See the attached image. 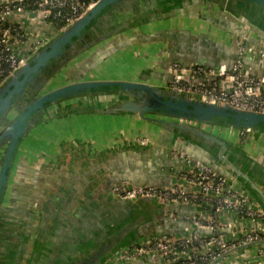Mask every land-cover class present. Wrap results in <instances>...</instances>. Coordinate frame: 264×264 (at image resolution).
Wrapping results in <instances>:
<instances>
[{
    "label": "crops",
    "instance_id": "1",
    "mask_svg": "<svg viewBox=\"0 0 264 264\" xmlns=\"http://www.w3.org/2000/svg\"><path fill=\"white\" fill-rule=\"evenodd\" d=\"M166 1L154 2L139 12L133 7V11L127 13L130 17L144 15L145 25H151L159 17H179L175 23L164 22L165 29L159 31L140 33L134 30V38L138 42V48L133 50L134 63L143 60L136 64L138 68L135 72L138 77L116 79L142 78L159 86H169L172 77L168 68L173 62L185 66L195 64L216 68L221 63L232 64L236 60L239 41L248 45H264V30L217 6L197 0L181 3ZM158 5L164 6L163 9L159 10ZM9 20L22 24L30 32L43 35L49 40L57 33L38 12H13ZM114 22L116 24L121 20L115 19ZM94 34L98 37L92 40L98 39L96 44L88 47L86 43L80 42L73 48L77 52L83 45V49H88V53L80 56L75 53L68 63L73 81L83 80L88 69L104 64L106 61L101 60L111 49L121 58L120 50L123 51L131 40V37L122 38L118 34L108 35L102 27L96 28ZM133 55L127 51L122 56L125 58ZM94 59L96 60L91 65ZM95 63L98 65L95 66ZM245 63L255 73L264 72V60L253 53L245 56ZM105 79L109 78L96 77L92 80ZM101 104L103 107L107 106V103ZM90 105L91 103H84L73 106L71 100L51 105L43 121L32 128L20 143L3 201V209L7 210L9 219L16 223L17 232L20 231L18 234L27 238L19 264H29L32 255L37 256L34 261L35 256H32L35 264H44L46 261L49 264L77 262L83 256V243L88 244L85 241L88 237L92 238L101 231L99 237L102 239L111 230L116 228L119 231L120 227L124 228L130 218H138L133 232V236L137 237L133 242L135 243L142 238L160 234H180L192 216L201 215L200 213L206 216L207 213L200 207L191 204H154L146 200L142 201L143 204L141 200L126 203L108 194L111 185L117 181L153 185L174 183L186 165L185 160L177 156V151L211 163L229 176L235 188L244 190L253 197L243 182L233 177L230 171L211 159L200 147L160 124L130 113L97 110L89 114L87 112ZM88 115L96 117V120L102 117L103 120H110L105 123L107 125H101L94 131L91 129L93 120L87 119ZM143 136L150 138L149 145L135 143V139ZM259 137L262 138L260 135ZM239 139L241 140L240 137ZM254 139H249L244 144L240 141L242 146L235 145L244 153V161H237V166L248 173L253 183L264 193V144L259 142L257 136ZM67 151H70L72 158L68 163L65 159ZM57 197L62 200L61 203L69 201V209L65 213L67 216L65 215V219L61 214L54 220L51 216L46 218L45 214L54 208ZM62 219L68 222L62 225V234L55 238L53 232ZM221 220L237 232L249 225L246 218L231 212L223 215ZM100 222L104 225L109 223V228L100 229ZM226 228L230 235L232 230ZM67 235L71 238L70 242H66ZM11 245L15 249L18 242ZM85 247L84 251L88 253L86 255H90L93 246ZM260 248L264 249V242L238 247L234 249L236 251L227 252L212 264H258ZM118 253L109 258L106 264H169L156 254L134 261L120 260L117 263ZM7 263L18 264L14 260Z\"/></svg>",
    "mask_w": 264,
    "mask_h": 264
},
{
    "label": "water",
    "instance_id": "2",
    "mask_svg": "<svg viewBox=\"0 0 264 264\" xmlns=\"http://www.w3.org/2000/svg\"><path fill=\"white\" fill-rule=\"evenodd\" d=\"M160 1L166 0H97L82 16L39 47L25 65L0 85V211L4 208L3 201L20 143L32 128L43 121L47 109L53 104L81 97L80 91L93 89L99 91L102 88H116L117 91L98 92L88 96L92 100L95 96L104 97V101H111L116 98L115 96H118V99L107 104L106 107L101 104L105 103L104 101H92L88 111L137 114L142 119L160 124L163 128L200 147L211 159L219 162L233 174V177L244 183L264 209L263 191L253 183L248 173L237 166V161H244L243 151L208 130L218 124L229 127L230 130L264 131V113L208 103L197 95L171 86H159L142 78L77 80L52 89L46 88L52 76L64 68L77 53L73 51L76 44L80 42L87 44L88 41L87 46L91 47L98 42V39L91 43L89 41L91 32L96 28L102 27L108 35H113L127 27L144 23L146 21L144 15L132 16L129 20H121L116 24L114 20L119 19V15L125 12L133 11V7L139 12L150 7L152 3H160ZM175 1L181 3L192 0ZM197 1L217 6L264 30V0ZM163 7L158 5L159 10ZM96 103L100 104L96 105ZM137 220L138 218L134 217L124 228L115 234L111 233L102 243L99 241L101 244L94 248L90 255L84 252L76 264H106L109 258L135 241L137 237L133 236V232ZM234 251L236 250L229 252ZM19 261L21 260L15 263Z\"/></svg>",
    "mask_w": 264,
    "mask_h": 264
},
{
    "label": "built area",
    "instance_id": "3",
    "mask_svg": "<svg viewBox=\"0 0 264 264\" xmlns=\"http://www.w3.org/2000/svg\"><path fill=\"white\" fill-rule=\"evenodd\" d=\"M26 1H0L1 24L6 22L4 27H0V85L49 40L30 32L22 24L10 21L13 12H38L58 32L95 3L85 5L81 0H29L28 3L31 2L35 8L27 10ZM50 17L61 19L65 26L58 28L59 21H49ZM237 53L232 64L221 63L216 68L173 62L168 68L172 77L169 86L197 95L208 103L264 113V72L255 73L245 63L248 53L264 60V45H248L239 41ZM230 132L244 140H253L257 136L256 130L252 129H231ZM150 142L148 139H135V143L141 146ZM177 156L184 159L186 165L174 183L132 184L123 180L113 183L108 194L129 203L150 199L159 204H191L200 207L207 213L206 216L202 213L192 216L180 234H160L140 239L117 254V263L156 254L169 264H212L233 249L264 242V209L248 192L235 188L229 176L211 164L180 151H177ZM230 212L246 218L248 227L237 232L230 228L231 225H225L221 217ZM226 227L232 230L230 235ZM258 258V264H264L263 248L258 249Z\"/></svg>",
    "mask_w": 264,
    "mask_h": 264
},
{
    "label": "rangeland",
    "instance_id": "4",
    "mask_svg": "<svg viewBox=\"0 0 264 264\" xmlns=\"http://www.w3.org/2000/svg\"><path fill=\"white\" fill-rule=\"evenodd\" d=\"M178 17L179 16H172V17H169L167 19H163L162 17H159L155 20V22L153 21L151 25H145L144 23H141V24L134 25L132 27H127V28L123 29L121 32L117 33L118 37H122V38L131 37V40H130V42H128V44H127L128 46H126V48L123 51L120 50L119 53L121 55V58H119V56H117L116 53H114L113 49H111L107 53H105V52L108 51L109 48L104 50V52H103V53H105L104 58L101 61H104V62L106 61V62L100 66H97L98 63H95L96 64L95 66H97V67H93L92 69H88L89 71L84 74L85 76H84L83 80H92L93 78H96V77L97 78H104L105 77V78H109V79L110 78L116 79V78H126V77L129 78L130 77V78L137 79L138 73H136L135 71L137 70L138 66H136V64L138 62H142L143 60L141 59V60L137 61L136 64L134 63V61H135L134 56L135 55H133V50L138 48V42L134 38V35H135L134 30L139 31L140 33H146V32H149L151 30L152 31L153 30L159 31L161 29H165L164 26H166V25H164V22L165 23L167 22V24L175 23V21H177ZM118 18L120 20H122V19L129 20L131 17H130V14L124 13L123 15H119ZM131 21L133 22V20H131ZM180 24H182V23H180ZM182 25L184 26V24H182ZM83 47H84V45H83ZM83 47L78 49L79 50L77 52L79 54L78 56L82 55L83 53L84 54L88 53V49H83ZM127 51L130 53V55H133V56H128V57L123 58L122 55ZM95 60L96 59H94L90 64L93 65ZM134 74H136V75H134ZM70 82H73V75L70 72L69 64H67V65H65L64 68H61L59 71H57V73L55 75L52 76L51 81L49 83V86L46 88L52 89L55 87L65 85V84L70 83ZM115 97H116L115 99L117 100L118 96H115ZM103 99H104V97L95 96V98L92 100L90 96L85 95V96H81L78 98H72L71 101H72V104L74 106L77 104L82 105L84 103H93L92 101H104L105 99L104 100ZM115 99L113 98L111 101L107 100L104 102L109 104L111 102H115ZM96 107L98 108V106H96ZM93 112H97V111H88L87 113L92 114ZM86 118L89 120H93V124H92L91 129L94 131H97V129L101 125H107L105 123H108L110 120V119L103 120L104 117L98 118V120H96L97 119L96 117H90L89 115ZM208 130L212 131L214 134L219 135L220 137L225 139L227 142H229L233 145H236V146H238V145L242 146V143L240 141H242L243 144L249 142L248 141L249 139L248 140H246V139L240 140L236 133L230 132L231 130L229 127H223V126H220L218 124H215L214 126H211ZM236 130L237 129H235V131ZM37 131L39 132L42 130H37ZM256 135H257L258 140H260L259 142H263L262 144H264V131H257L256 130ZM259 135L262 138H260ZM138 138L148 139L150 141V138H148V137L143 136V137H138ZM253 140H255V139H253ZM258 144H259L258 146H261L260 143H258ZM258 148H261V147H258ZM65 155H66L65 159H66L67 163L72 160V158L70 157L71 156L70 151H67V153H65Z\"/></svg>",
    "mask_w": 264,
    "mask_h": 264
},
{
    "label": "flooded vegetation",
    "instance_id": "5",
    "mask_svg": "<svg viewBox=\"0 0 264 264\" xmlns=\"http://www.w3.org/2000/svg\"><path fill=\"white\" fill-rule=\"evenodd\" d=\"M59 197H57V199H55V201H54V208H52V210L50 211V210H48V212L45 214V216H46V218L48 217V216H51L52 217V219L54 220V218L56 219V218H59L60 217V214H61V216L62 217H64V219H65V217L67 216L66 214H67V210L69 209L68 207H69V204H68V201H63V203H61L62 202V200L59 198ZM53 204V203H52ZM58 204V205H57ZM62 206H61V205ZM60 205V206H59ZM54 211V212H53ZM53 212V213H52ZM50 213V215H47V214H49ZM66 213V214H65ZM66 215V216H65ZM51 219V218H50ZM64 219H62V221H59V223H60V225L59 226H56L57 228H56V230H55V232H53V233H55V235L53 236V237H55V238H58L61 234H62V225L64 226V224L66 223V222H68L67 220H64ZM78 221V220H77ZM85 221V220H84ZM0 222H3V224H5V228L4 229H2V228H0V235H2V234H7V235H10V236H14V238L13 239H11V240H9V241H6V240H1L0 241V264H9V263H7V262H10L11 260H14V261H18L23 255H22V253L24 252V249H23V245L26 243V241H27V238L26 237H24L23 235H21V234H18V233H20V231L19 232H17V226L15 227V225H16V223L15 222H13L11 219H9V217H8V214H7V210L6 209H3V210H1L0 211ZM58 222V221H57ZM84 226H85V223H84ZM100 229H107V228H109V223H107V224H105L104 225V223H102V222H100L99 223V226H98ZM122 227H120V229H121ZM16 231V232H15ZM82 231H84L83 229H82ZM76 232V231H75ZM111 233L113 232V234H115V232H117V229L115 228L114 230H111L110 231ZM110 232L108 233V235L106 236V237H103L102 239H101V237H99V236H101V231H98L97 232V234L94 236V237H92V238H87L85 241L88 243V244H84L83 243V247H82V249H83V253L85 252L84 250H86V245H89V247L90 246H93V249L94 248H97L98 246H99V244H101L102 242H103V239L104 238H107L108 236H110ZM78 233L80 234V231H78ZM78 234V235H79ZM78 236L77 234H74V236ZM17 237V238H16ZM51 237H52V235H51ZM16 238V239H15ZM90 239H92V240H90ZM49 240H51V238L49 239ZM54 240V239H53ZM70 240H71V238H68V235H67V238H66V242L68 241V242H70ZM18 242V246L14 249L13 248V246L11 245V244H13V243H15V242ZM99 241L101 242V243H99ZM52 242V241H51ZM93 242H95V243H93ZM93 244V245H92ZM85 248V249H84ZM47 249V248H46ZM48 250V249H47ZM69 250V249H68ZM73 250V249H72ZM32 256H35L34 257V259H33V261L34 260H36V255H32ZM32 256H31V261H30V263L29 264H35L33 261H32ZM46 258V257H45ZM47 259V258H46ZM49 264L48 263V261H46V262H44V264ZM39 264V263H38ZM62 264H64V263H62ZM68 264V263H67ZM69 264H76V262H74V263H71V262H69Z\"/></svg>",
    "mask_w": 264,
    "mask_h": 264
},
{
    "label": "trees",
    "instance_id": "6",
    "mask_svg": "<svg viewBox=\"0 0 264 264\" xmlns=\"http://www.w3.org/2000/svg\"><path fill=\"white\" fill-rule=\"evenodd\" d=\"M28 1L29 0H27L26 1V9L27 10H32V9H34L35 8V6L34 5H31V2H29L28 3ZM82 2H84L85 3V5H89V4H91V3H93V2H96L97 0H81ZM28 3V4H27ZM1 9V8H0ZM126 13V12H125ZM127 14V13H126ZM0 15H1V13H0ZM49 21H52V22H57V21H59V19H56V20H54V18L53 17H50L49 18ZM8 23V22H7ZM59 24H58V28H62L63 26H65V22L64 21H62L61 19H60V21L58 22ZM5 25H6V22H5ZM5 25H3V24H1V19H0V27H4ZM86 32V31H85ZM95 33V31H93V32H91V36H90V38H89V41L90 42H93L92 40L94 39V38H96L97 37V35L96 34H94ZM98 38V37H97ZM89 43H88V41H87V45H88ZM115 91H117V89L116 88H102V89H100L99 91H97V90H95V89H93V90H91V91H88V90H83V91H80L79 92V94H81V96H85V95H89V94H98V92H115ZM99 109V108H98ZM228 121H230V119L228 120ZM249 162H251V160L249 161ZM248 162V163H249ZM40 197H41V195H40ZM150 201V202H152V203H154V204H156L154 201H152V200H150V199H142L140 202H141V204H143L142 203V201ZM35 201H37V200H35ZM68 203H69V201H68ZM137 203V202H136ZM133 220V218H130L129 220H128V223L130 222V221H132ZM0 228H2V229H4L5 228V224H3V222H0ZM14 238V236H10V235H7V234H2V235H0V241L1 240H6V241H9V240H11V239H13ZM17 238V237H16ZM174 264V263H173ZM175 264H179V263H175ZM205 264H209V263H205Z\"/></svg>",
    "mask_w": 264,
    "mask_h": 264
}]
</instances>
